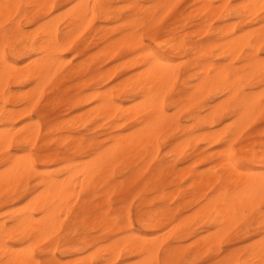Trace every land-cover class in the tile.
<instances>
[{
  "label": "snow or ice",
  "instance_id": "snow-or-ice-1",
  "mask_svg": "<svg viewBox=\"0 0 264 264\" xmlns=\"http://www.w3.org/2000/svg\"><path fill=\"white\" fill-rule=\"evenodd\" d=\"M172 7L175 6L99 2L61 5L55 0L51 4L39 0L27 3L23 0H5L0 3V76L11 80L13 74L23 66L30 69L26 79L32 80L39 88L37 82L47 68L46 61L64 59L62 56L53 57L51 50L61 48L67 51L71 46L69 37L73 34L62 35L60 32V24L65 17L77 8H84V17L88 19L90 16L88 23L91 24L92 20L111 18L115 15L112 9L120 8L122 14L116 17L120 30L135 38L139 59L149 77L162 80L164 69L183 66V60L175 65L169 61L184 53L185 45L190 44L187 39H181L186 30L182 29L179 36L165 31L164 16ZM205 7L223 9L217 19L222 25L220 31L224 33V38L235 39L238 35L249 37L245 48L235 55V59L228 56L226 61H214L217 65H224L219 69V76L235 86L234 96L233 87L226 88L224 97L230 98L228 106L213 117V122H223L226 118L228 123L218 129V139L213 141L216 149L211 170L215 183L213 190L201 202L210 210L213 224L205 231L212 232L214 240L206 246L207 251L194 258L192 245L186 242L185 246H181L174 237L166 234L167 238H157L152 246L146 242L135 264H264V0H260L259 4L232 0L228 4ZM137 8H156L157 11L141 20L134 13ZM161 9H168L164 16L160 15ZM53 18L57 23L50 27ZM241 24L246 27H240ZM257 26L258 37L255 34ZM211 27L215 28L216 25ZM215 54L214 51L212 55ZM215 71L217 69H209L208 74L211 76ZM173 74L177 80L180 79L179 73ZM12 91L14 89H7V92ZM42 96L41 91L39 96L26 102V119L15 116L10 106L0 111V120L4 122L0 133V201L5 206H10V202L22 194L26 183L27 187H31L33 178L41 188L48 182L49 177L37 167L44 159V144L49 139L40 128L45 108H37V105L41 103ZM162 96L165 103L176 98L170 96L168 90H162ZM163 110L161 107L160 111ZM257 130L258 146L252 141ZM80 150L85 151L87 156H92L96 151L94 145H81ZM71 171L60 169L65 177ZM75 179L83 195H75V189H65L59 184L56 187L61 195L64 191L74 193L68 200L71 205L69 211L74 218H78L90 214L87 208L78 209L77 202L87 204L92 185L90 183L88 190H85L79 175ZM32 191H40V188ZM45 191L51 196L50 189ZM31 194L28 193L29 196ZM33 204L30 200L20 209L5 213L0 231V264H61L51 253L70 245L66 239L70 224L65 223L69 221V215L62 208L57 214L56 199H45L43 206L38 201L35 206ZM146 213L147 210L138 213L141 226L148 222ZM130 217L131 213L120 216L119 224L130 227ZM16 241L20 242L19 245ZM91 255L92 264H112L111 254L102 248H95ZM74 264L84 262L77 260Z\"/></svg>",
  "mask_w": 264,
  "mask_h": 264
},
{
  "label": "bare ground",
  "instance_id": "bare-ground-1",
  "mask_svg": "<svg viewBox=\"0 0 264 264\" xmlns=\"http://www.w3.org/2000/svg\"><path fill=\"white\" fill-rule=\"evenodd\" d=\"M142 1H144V0H55V2L57 4H60V3L62 4L64 2L65 5L72 4V3H76L79 5H88V4L96 3V2L105 3V4H112V5H116L117 3H120V2H123L124 4H141ZM147 1L149 2V4H152V5H169V6L174 5V6H176L177 4L180 3L181 0H147ZM2 2H5V0H0V3H2ZM16 2H20V0H16ZM23 2H25V3L37 2V0H23ZM39 2L51 4V3H53V0H39ZM240 2L259 4L260 0H240ZM228 3H230V2L226 1L223 4H228ZM195 4H201V5L200 6L198 5L197 8L195 7V9L191 12H187V11L178 12L174 17V21L166 26L165 31H167L171 35L179 36L178 35L179 34V28H180V26L185 27V24H186L185 21L186 20H192V19L200 18L202 21L199 25H201L202 28H204L203 34L205 35L206 39H204L203 41H197L194 45H192L191 47H188V48H187V45H185L184 52H187V56L192 55L194 52H196V53L198 52L200 54L199 58L201 57L205 61L203 64L198 65V64L194 63V61L192 62V60H188L190 62L191 67H198L199 66L198 72L194 75V77H195L194 80H196V82L191 85V87H190L191 92L187 95V98H186L189 101V104H194V103L196 104L200 100H203L206 96L211 95V94H214L215 99L220 98L219 102H217L213 105H210L208 107L202 108L200 111H198L196 113H192L191 119L195 121L196 126L201 128V129H204V128L214 127L219 122H221L220 120H216L215 122H213V117L217 114L218 111H223V109L228 106L230 98L224 97V92H225L226 88L227 87H233V89H234L233 90V96L235 95L234 84L230 83V82H226L218 74L219 69L223 68L224 65L223 64L217 65L216 63H214V61L217 58H221V59L226 60V58L228 56H232V58L235 59V55H239L240 51L245 48L249 37L238 35L235 39L224 38V33H221V31H220L221 27L212 28L211 25L208 23L209 20H212L213 18L219 17L221 15V12L223 11V9L215 8V7H205L206 5H215L210 0H196ZM85 11H86V9H84V8H77L72 13H70L67 17H65L63 19V22L60 24V32L62 35L66 34V33H72L73 34L72 36L69 37V43L71 44V46L68 47L67 51H65L61 48L52 49L51 54L53 57L54 56H62L64 58L66 54L71 53V52L76 53L77 55H80V56L84 55L87 51L86 45L88 44V40L80 42L79 40L81 38H77L79 35H81L80 33L82 32V30L84 28H90L91 29V27H93L95 25L96 21H100L103 24H109V23L117 22L116 17L121 15L123 10H121L120 8H114V9H112V12L115 13L114 16H112L111 18H106V19H102V20H92L91 24L88 23V20L91 19V17L89 16L88 19H85V17H84ZM143 11H145V14L143 17V18H145V17H150L152 15V13L157 11V9L156 8H152V9H139V8H137L134 10V13L140 14ZM160 11H161V13L163 12V14H160V15L164 16V13L166 11H168V9H161ZM77 18H79V19H77ZM143 18H141V20ZM56 23H57V20L55 18H53V20L49 26L51 27L52 25H55ZM107 29H109V31L107 30L108 32H106V25H105V27H98V29L96 30L97 33L99 35H101L100 40L104 39L107 35L112 33L114 31V29H116V27H110ZM250 34H251V32H250ZM255 34L258 37V28H256ZM181 39H186V35L181 37ZM213 39H215V41H213ZM258 46H259V41L257 40V47ZM97 47H99V45ZM121 48L126 49V52H127L126 55H130L131 53L135 54V55H133L134 57H132L131 60H130V58L129 59L127 58L129 61L127 59L124 60L125 62L127 61V63L129 64L128 69H130V63H131V68L138 67L140 69V71L138 73L136 71L137 74L132 73L133 74L132 77L135 75L134 78H132V77L130 78V76H128L127 78L125 77V78H123V80L117 82L112 87H108V84L114 80L113 79V76H114L113 67L109 68V71L106 69V71H108V72H105V73L98 72L99 68L92 69L91 67H89L88 65H85L84 63H80L74 67L71 66L69 69H66L68 66V62H66V61H68L67 59L65 62H64V59L63 60L49 59L48 61H46L47 68H46L43 76L41 77V80L37 82L39 84V88L37 87V85L35 86L34 90L32 91V94H31L32 96L30 95V93H28L30 95V97H28V98H31L34 96H39L44 85L46 83H49L48 81L52 80L54 77H57L58 75L62 76L61 83L63 82L64 79H69V78L70 79L71 78L80 79V82L77 83L76 86L79 87L81 92H79L77 95H74L73 97H71V100L68 101L70 103V105L72 107H77L78 109L87 108L88 109L87 114H89L90 117H92L91 121H93V120H99L100 121V119H102V120H104L103 121V123H104L105 120H109L108 122H109L110 126L107 125L108 128H105V127L104 128L106 129V132L111 135V137H110L111 144H109L108 146L105 147L104 142H102V141H96L95 139H88L87 140L82 136L79 137V135H78V137H76V136L74 137L72 134L69 135L68 137H66V139H69V142H70V145L67 148V152L72 151L74 153V155L76 156L75 158L80 159L77 161H72L71 159H69L67 161H65V160L63 161V162H66V164L62 168H65L66 171H67V169L72 170L69 173V175L67 177H65L60 172L61 168L59 170H54V171H52L49 168V166H51L53 163L60 162V160L45 161L42 163V165L44 166V169H41V170L39 169V170L42 174L49 177L47 184L44 186V188H41L40 183L38 182L36 184V188H40V191H36V192L30 191L25 186V190L22 191V194L18 197V199L26 200L25 205H27L30 200L33 201L34 202L33 206H35V203L37 201L39 202L40 206H43L45 199H56L57 200V205L55 207L57 214L59 213V210L62 208L64 210V212L69 215V223H68V221H65V223L70 224V232L66 235V239L70 242V245H66L63 247L64 252H67L68 250H73L76 253H81L83 250L89 251V253L87 255H85L84 257H79L77 259L79 261L84 262V264H92L93 258H92L91 254L95 250V248H102V249L108 251L111 254V262H113V263H117L121 257H125V259H130V256H132V255H137L140 257V252H141L142 248L145 246V243L147 242L148 246H152V242L154 240H156L157 238H160V236L158 234L160 233V235H161L162 230L175 219L176 214L179 211V206L171 208V207L166 206V205L162 206L161 208H158L157 210H150V209H143V208L139 209L138 213H142L144 210H147L146 214L148 217V222H146L143 226H141L143 228V230H145L147 233H142V232L135 233V232H133V224H132L131 217L129 220L130 227H127V226L120 225L119 224V217L114 215V214H113L114 217L110 218L109 213L94 212L95 210L90 206V201L96 196L95 192L100 188V186L106 184L109 180L112 179L113 174H114V169L116 168V166L125 160H130V155H137L138 154L140 157H145L147 155H150V153H152V154L157 153L159 151V148H160V146H159L160 137L166 131H171L173 126L176 127V131H174V134H177V133L183 131V132H185V135H186V139L183 140L182 142L180 141L179 145L178 144L176 145V149L178 150L177 154H180L179 152L181 150H183L184 148H186V145L189 146V143L191 144V141L193 139H195V137L196 138L198 137V136L194 137L192 134L194 132V129H196V127L191 128V129L189 127L181 128V126H179L178 120L176 118H174L173 115H170V113L168 114V112L166 110L164 98L162 96V90H169L172 82L175 79V75L173 73L174 72L176 73V69H164L162 80L161 79H155V80L151 79V77H149V74L146 71V69L142 66L141 60L139 59V53L137 52L136 47H135V38L133 36L127 34V33L124 35V37L122 38V40L120 42H117V43L112 42L105 47H101V49L95 54V56H97V58L101 57V58H105V59H108V58L111 59L117 55L119 49H121ZM214 51L216 53L215 56L212 55V53ZM181 54H183V53H181ZM181 54H179V55H181ZM178 62L176 61L175 58H173L172 60L169 61V63L174 64V65L178 64ZM119 65H122V64H119ZM23 68H21V70L19 72H16L13 74V76L15 78L19 79V81H18L19 85L24 84L26 81L32 82V80L26 79L29 75L30 69H28V68L23 69ZM209 69H217V71L213 72V74L210 76L208 74ZM233 71H235V70L233 69ZM124 76H125V73L119 77H124ZM197 77H199V79H197ZM32 78L33 79L35 78V73H33ZM130 79L132 81L131 84H130ZM7 81H8V79L0 76V91L1 92L4 90V88L7 84ZM245 82H247V81H245ZM93 86H96V91L94 93H88L87 91H86L87 93L86 92L84 93V90L91 89ZM101 86L104 87V90L100 89ZM217 88H219V91H217ZM23 91H24V89L22 90V93H23ZM24 94H27V93L24 92ZM1 95H2L3 105L2 106L0 105V111H2L7 106L17 107L18 105H20V103L23 102L22 96L18 97L19 95H16V94L6 96L3 93ZM27 95L25 96V98L27 97ZM130 96L134 97L135 99H139V101H137L138 103H133L132 104L133 106L132 105H127V106L124 105V103H123L124 98H130ZM31 99H29V100H31ZM189 104H187V105H189ZM134 105H136L135 108H134ZM130 106H132L134 108L133 110L135 111V112H132L133 114L131 113L132 116H130V112L132 110V109H130L131 108ZM28 107H30V105H28ZM88 107H90V108H88ZM161 107H163V109H164L163 112L160 111ZM10 110L14 113L15 116H17L19 118L25 117L24 116V113H25L24 109L19 110L18 108L17 109L13 108ZM182 111H184V110H182ZM206 111H208L207 114L203 115L202 113H204ZM84 112H86V111H84ZM85 115H86V113H85ZM138 115H140L141 119L138 120V123L136 124L137 128H135V130L130 132V119L135 118V116H138ZM77 116H79V115H77ZM80 116H81V114H80ZM82 116H84V115H82ZM73 117H75V116H73ZM145 117H148V118L146 119ZM63 120L66 121V119H63ZM78 121L80 123V119H78ZM83 124L86 125V121ZM76 125L77 124H75V127H76ZM187 125H189V124H187ZM224 125H226V124H224ZM93 126L96 127V125H93ZM3 127H4V122H3V120H0V133H2ZM237 128H239V127H237ZM125 130L128 132H123ZM212 131L216 133V131H214V130H212ZM73 132H75V128L72 127V130L70 131V133H73ZM206 132H209V130ZM213 132L208 133V134L206 133V135H208L207 136L208 139H211V137L213 135L215 136V134H212ZM198 134H200V133H198ZM65 135H67V134H65ZM194 135H196V134H194ZM213 138H212V140L214 141ZM215 139H218V136ZM212 140H210V141H212ZM204 142H209V141L205 140V141H203V143ZM209 143L211 144V142H209ZM81 145H94L96 151H94L92 156H87L85 154V151L80 150ZM174 153H176V152H174ZM52 156H53V154L49 155L48 158L52 157ZM85 156L88 158L86 160H82L81 158H83ZM178 156H180V155H178ZM58 157H60V156H58ZM136 157H138V156H136ZM148 161L150 162L149 159H148ZM151 161H152V159H151ZM144 165H146V164L144 163ZM146 166H148V165H146ZM37 167H38V165H37ZM139 168H138V170L142 169V167L140 169ZM212 174H213V172H212ZM78 175L80 177V182H81V184L85 190H88L89 184L91 183L92 194L89 195L88 200H87V204H85L84 201L77 202V208L78 209L82 210L84 208H87L89 210L90 214L81 215L78 218H74L73 213L69 211V209L71 208V205L68 203V200L74 195V193L72 191H64L63 194L61 195L58 192L56 186L59 184V185H62L63 188H65V189H68V188L75 189L76 190L75 195H83V193H81L79 191V189L77 188V185H76V179L75 178ZM193 176H194V174H193ZM193 176H192V178H193ZM196 176H198V175H196ZM147 177H148V175H147ZM210 177L214 178L212 176L208 177V176L200 175L199 180H202L205 178H207L206 180H208V179L210 180ZM133 179H130V180L127 179V180L131 181ZM212 180H214V179H212ZM212 180L210 181L211 183H209V185H208L209 181H206V186L211 187L212 184L214 185ZM121 181H122V179H121ZM202 181H205V180H202ZM196 186L199 187V185L195 183L194 189L197 188ZM202 188L203 189H201V187L197 188V189L198 190L201 189L200 191H202V190L205 191L203 186H202ZM205 188H207V187H205ZM45 189L51 190V196H49L48 191H45ZM111 190H112V188H111ZM29 192L32 193L30 196L28 195ZM109 194H111V193H109ZM198 195H200V194H198ZM202 195H205V193ZM25 196H27L28 198L25 199ZM188 196H190V199L189 200L184 199V201L182 202V205L184 206V208L192 205L194 202V199H193V197H195L194 192H192ZM57 197H58V199H57ZM100 197H103V196L100 195ZM198 197H197V199H198ZM161 198H162V200H165V199H167V196H162ZM170 199H172V198H170ZM136 202H135V204H136ZM3 206L4 205H0V209ZM21 207H23V205L18 206L16 208L20 209ZM199 209L200 210L198 212H197V209H195L197 212V214L195 216H198V218L201 219V222H203L204 227H206V226L212 227L213 221H212L210 214H209L210 210L207 209V207L203 204H202V207ZM11 210L12 209H9L7 212H9ZM134 210H135V208H134ZM129 213L130 212L128 210V213L126 214V216H128ZM4 217H2L3 219H0V231H2V226L4 223ZM188 217H189V213H188ZM137 220H138L139 224L141 225L139 215H137ZM191 222L187 223V221H185V219L181 223L179 222L180 223L179 225L177 222L176 223L177 227H175L173 224V226L175 228H173L171 230V232H175L178 229H184V228L188 227ZM78 225H82L84 230H87L88 228H93L96 230H102L103 231V235L101 237L102 241H98L97 239H95L89 235H87L85 237H81L77 241L70 240V238H68V236L71 234V229L75 226H78ZM171 228H172V226H171ZM170 229L168 228L165 230L166 233L169 232V234H170L169 236L172 235V233H170V231H169ZM149 232H150V234H149ZM208 235L211 236L212 235L211 232ZM165 238H166V236H165ZM178 238H181V236L176 235L175 239H178ZM212 240H214V239H212ZM196 241H195V243H197L199 245L201 244L200 241L199 242H196ZM15 243L17 245H19L20 242L16 241ZM203 244H205V242H203ZM207 245L208 244H205V246H207ZM203 248H204V246H203ZM198 251H199V249H198ZM53 256L55 257V254H53ZM57 260L61 262L60 259H57ZM134 262L135 261L129 262L127 264H131ZM61 264H63V263H61Z\"/></svg>",
  "mask_w": 264,
  "mask_h": 264
},
{
  "label": "rangeland",
  "instance_id": "rangeland-1",
  "mask_svg": "<svg viewBox=\"0 0 264 264\" xmlns=\"http://www.w3.org/2000/svg\"><path fill=\"white\" fill-rule=\"evenodd\" d=\"M195 1L196 0H181L179 4L173 7L170 12H168L167 16H164V22L166 23V26L174 21V17L178 12H182V11L191 12L195 9V7L197 8L198 5L199 6L201 5V4H195ZM210 1H212L215 5L218 3L222 5L226 1L232 2V0H210ZM141 3L145 5L149 4L147 0H144ZM120 4H124V3L120 2V3H117L116 5H120ZM61 5H65L64 2ZM67 5H71V4H67ZM144 14H145V11L137 15L140 18H143ZM160 14H163V12L161 13L160 11ZM201 22L202 21L200 18L186 20L185 27L180 26L178 35H180V32L182 29L186 30L184 32V35H186V39L190 41V44H187V48L194 45L197 41H203L204 39H206L205 35L203 34L204 28H202V26L199 25ZM208 23L211 26L215 24L216 25L215 28L222 27V25L220 24V21L217 18H213L212 20H209ZM105 25H106V32L109 31V29L107 28H110V27H116V29H114V31L110 33L109 35H107L104 39L100 40L101 35H99L96 30L98 29V27H105ZM240 27H246V25L241 24ZM81 33H80L81 35H79L77 38H81L79 40L80 42L88 40V44L86 45L87 51L84 55H81V56L73 52L66 54L64 57V62L66 61V59L68 60L66 61L68 62V66L66 69H69L71 66L74 67L80 63H84L85 65H88L92 69L99 68L98 72L105 73L109 71V68L113 67V70H114L113 79L114 80L112 79L113 81L108 84V87H112L117 82L123 80V78L125 77L127 78L128 76H130L131 78L133 75L132 73L135 74L136 71L137 73L140 71L138 67L131 68V63H130V69H128L129 64L127 63V61L125 62L124 60H126L127 58L128 59L130 58L131 60L132 57H134L133 55L135 54L131 53L130 55H126L127 52L125 48L119 49L117 55L111 59L109 58L105 59L101 57L97 58V56H95V54L101 49V47H105L112 42L117 43L122 40V38L124 37L126 33H123L120 30V26L118 22L103 24L100 21H96L95 25L91 27V29L84 28ZM213 41H215V39H213ZM98 45L99 47H97ZM199 56L200 54L198 52L197 53L194 52L190 56H187V52H184L183 54L175 58L177 62L179 61L178 64L181 63V60L184 61V64L181 68L176 69V73H179L180 79L177 80L175 77L174 81L171 84V87L168 90L169 95L170 96L174 95L176 98L174 101L165 103L168 114L170 113V115H173L174 118L178 120L179 126H181V128L189 127L190 129L196 127V129H194V132L192 134L194 137L195 136H198V137L197 138L195 137V139L191 141V144L189 143V146L186 145V148L181 150L179 152L180 154H177L178 150L176 149V145L177 144L179 145L180 141L182 142L183 140H185L186 135H185V132L183 131L177 134H174V131H176V127L173 126L171 131H166L160 137L159 139L160 148H159V151L155 153L156 155L152 153H150V155H147L145 157H140L138 154L130 155V160H125L116 166V168L114 169V174H113L112 179L109 180L106 184L100 186V188L95 192L96 196L90 201V206L95 210L94 212L109 213L110 218L114 217V215L118 216L119 218L122 215L126 216L129 210V212L131 213L133 232L135 233H138V232L147 233L145 230H143V228L141 227V225L139 224L137 220L139 209L143 208V209L157 210L158 208H161L164 205L169 206L171 208L179 206V211L176 214L175 219L162 230V233H161L162 236L160 235V233L158 235L160 236V238L162 237L165 238L166 236L165 234L169 236L170 235L169 232L166 233L165 230L168 228L170 229L172 226V228L169 230L170 233H172L171 236L174 238L176 237V235L181 236V238L175 239L179 245L182 244L181 246H185L184 244H186V242L189 245L192 244L194 248L193 250L194 258L197 254H202L203 252H205L207 250V247L205 246V244H209L210 242L213 241L212 239H214L213 235L211 236L208 235L210 232L205 231V228H212V227H208V226L204 227L203 226L204 224L203 222H201V219L198 218V216H195L197 212L200 210L199 208L202 207L201 202L204 200L205 196H207L208 193H210L213 190L214 185L212 184L211 187L206 186V181H209L208 182V185H209V183H211L210 181L214 178L210 177V180L209 179L206 180L207 178H205V179H202L205 181H202V180H199V176L204 175L208 177L209 176L214 177L213 176L214 174H212V170H211L213 167L211 161L214 159L213 153L216 149V145L214 142H212L213 141L212 138L214 137L213 139H215L217 137L216 135H217L218 128H221L225 126L224 124L228 123L227 119L225 118L223 122H219L214 127L201 129L197 127L195 121L191 119L192 113H196L200 111L202 108L213 105L219 102L220 100V98L215 99L214 94L206 96L203 100H200L196 104L195 103L189 104V101L186 99L187 95L191 92V88H190L191 85L196 82V80H194L195 79L194 75L199 70V66L191 67L190 62L188 60H192V62L194 61V63L198 65L203 64L205 61L201 57L199 58ZM215 61H226V60L217 58ZM26 62L27 61H24V63ZM119 64H122V65H119ZM21 68L23 67L21 66ZM106 69L108 71H106ZM124 73H125L124 77H119ZM134 76L132 78H134ZM61 78L62 76L58 75L57 77H54L52 80L48 81L49 83H46L44 85V87L41 90L43 92V96L41 97V103L37 105V108H40V107L45 108L44 120L42 121L40 128H41V131L43 132V135H46L49 137L48 141L44 144V148L46 149V152L44 154V159L40 163H38V169L40 170L44 169V166L42 165V163L48 160H52V161L60 160V162H55V163L52 162L53 164L49 166V168L52 171L59 170L60 168L64 167V165L66 164V162H63L64 160L65 161L69 159H71L72 161L80 160V159L75 158L76 156L74 155L72 151L67 152V148L70 145V142H69V139H66V137H68L71 134L74 137L75 136L78 137V135L79 137L82 136L87 140L95 139L96 141H102L104 142L105 147L111 144V141H110L111 135L108 134L105 129V128H108V126H110L108 122L109 120H105L104 123H103L104 120L102 119H100L102 123L99 120L91 121L92 117H90V115L87 114V111H88L87 108L78 109L77 107H72L70 103L68 102L69 100H71V97L81 92L79 87L76 86V84L80 82V79H75V78L64 79L63 82L61 83ZM18 81L19 79L12 76V79L7 81V84L3 90L4 92L0 91V105L1 106L3 105L1 94L4 93L6 96L16 94V95H19L18 97L22 96L23 102L20 103V105H18L17 107L10 106V109L18 108L19 110H23V109L26 110L25 108L26 102L32 98V97L31 98H28V97H30V95L32 94V91L34 90L36 84H33L31 81H26L24 84L19 85ZM131 82L132 81L130 79V84ZM9 88L14 89V91L7 92V89ZM23 89L24 91L22 93ZM100 89L104 90V87L101 86ZM25 90L26 91L28 90L29 92L28 91L26 92ZM86 91L88 93H94L96 91V86H93L91 89L84 90V93ZM24 92L27 94L30 93V95L28 94L29 95L28 96L27 94H24ZM26 95L27 97L25 98ZM137 101H139V99H135L134 97L130 96V98H124L123 103L124 105L127 106V105H132L133 103H138ZM132 106H130L131 107L130 109L133 110L136 105H134V108ZM132 110L130 112V116H132L133 114L132 112H135L134 110L133 111ZM207 112L208 111L202 114L205 115L207 114ZM72 115L75 117H73ZM77 118L80 119V123ZM21 119H26V117H23ZM63 119H66V121ZM140 119H141L140 115L135 116V118L130 119V132L135 130V128H137L136 124L138 123V120ZM85 121H86V125L83 124L85 123ZM17 123H19V120L17 121ZM75 124H77L76 127H75ZM93 125H96V127H94ZM238 125L239 124H237L236 127H240V125L239 126ZM72 127L75 128L76 133L75 132L70 133V131L72 130ZM208 130L209 132H206ZM212 130L216 131V133L213 132ZM123 132H128V131L125 130ZM211 132H213L212 134H215L216 137L213 135L211 139H208L207 137L208 135H206V133L208 134ZM258 136H259V130H257V132L254 133L252 137L253 143L256 144L257 146H258V139H257ZM205 140H208L209 142H211V144L209 142L203 143V141ZM51 154H53V156L48 158V156ZM87 158L88 157L85 156L81 159L86 160ZM148 159L150 160V162L148 161ZM144 163L148 166L144 165ZM140 166L142 167V169L138 170ZM127 179L128 180L133 179V180L128 181ZM212 182L215 183V179L212 180ZM37 183L38 182L35 181V178H33L31 187H27V183H26V187L27 189L32 191L33 189H36ZM195 183L199 185V187L196 186L197 188L201 187V189H203L202 188L203 186L205 191L202 190L203 191L202 192L200 191L201 189L200 190H198L197 188L194 189ZM199 183L203 185L201 186ZM205 187H207L208 189ZM192 192H194L196 198L193 197L194 202L192 205L184 208V206L182 205V202L184 201V199L189 200L190 196L188 195H190ZM204 193L205 195H202ZM198 194H200L201 196ZM100 195H102L104 198L100 197ZM162 196H167L168 200L167 199L162 200L161 198ZM25 202L26 200H21L17 198L14 201L10 202V206H5L4 203L0 201V205H4L0 209V219H3L2 217L5 216L4 213H6L9 209H17L16 207L25 205L26 204ZM195 209H197V212ZM188 213H189V217H188ZM184 219L185 221H187V223L191 221L192 222L189 224L188 227L184 229H178L175 232H171L173 228L177 227L176 223L178 222V225H179ZM173 224L175 227L173 226ZM87 235L97 239L98 241H102L101 237L103 235V231L96 230L93 228H88L87 230H84L82 225H78L71 229V234L68 236V238H70V240L72 241H77L81 237H85ZM193 237H195V239H193ZM195 241L196 242L200 241L201 244L199 245L195 243ZM203 242H205V244H203ZM198 249L200 252L198 251ZM63 252H64V248H62L59 252L53 251L51 253V256L55 254V257L57 259H60L61 263L63 264H74V262L79 257H84L85 255L89 253V251L87 250H83L81 253H76L73 250H68L67 252H64V253ZM44 255L47 256L49 254L45 253ZM138 258L139 256L137 255L130 256V259H125V257H121L117 263L112 262V264H121L122 261L124 262V264L133 262V261L136 262ZM135 262L131 264H135Z\"/></svg>",
  "mask_w": 264,
  "mask_h": 264
}]
</instances>
